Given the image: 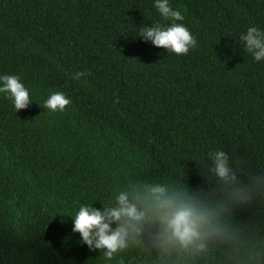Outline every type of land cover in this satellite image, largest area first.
Returning a JSON list of instances; mask_svg holds the SVG:
<instances>
[{
  "label": "trees",
  "instance_id": "trees-1",
  "mask_svg": "<svg viewBox=\"0 0 264 264\" xmlns=\"http://www.w3.org/2000/svg\"><path fill=\"white\" fill-rule=\"evenodd\" d=\"M153 2L0 0V75L31 98L0 94V264H264V60L240 40L264 0H169L196 40L183 55L138 35L171 23ZM153 187L208 214L200 239L168 241L149 211L107 257L73 230L80 206L147 209Z\"/></svg>",
  "mask_w": 264,
  "mask_h": 264
},
{
  "label": "clouds",
  "instance_id": "clouds-1",
  "mask_svg": "<svg viewBox=\"0 0 264 264\" xmlns=\"http://www.w3.org/2000/svg\"><path fill=\"white\" fill-rule=\"evenodd\" d=\"M153 7L163 20L171 21L168 25L155 22L154 26L141 27L139 36L144 41H150L157 48L166 49L177 55L187 54L196 45V40L183 23L181 11L170 6L169 0H154ZM241 41H246L245 50L255 61L264 60V30L249 27L240 35ZM78 76L80 73L77 74ZM0 94L13 103L15 110L26 108L31 101L28 88L21 82L19 76L0 75ZM70 104V99L62 92H53L44 101V107L52 112L64 111ZM224 154H216V172L221 178H228ZM151 198L147 209L130 202L127 193L117 197V206L105 208L103 211L90 205H82L75 212L73 230L78 232L86 244L107 251L105 256L111 257L117 249L125 247L126 238L130 233L139 232V225L145 220L147 212L158 219L168 241H177L182 246H188L201 238V229L208 222V214L195 204L176 195H168L162 187L150 189ZM117 223L116 228L111 225Z\"/></svg>",
  "mask_w": 264,
  "mask_h": 264
}]
</instances>
